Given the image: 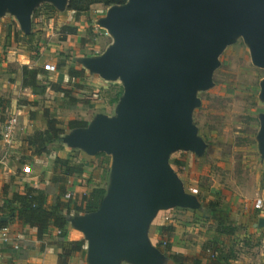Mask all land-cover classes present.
Instances as JSON below:
<instances>
[{"label": "water", "instance_id": "95a60500", "mask_svg": "<svg viewBox=\"0 0 264 264\" xmlns=\"http://www.w3.org/2000/svg\"><path fill=\"white\" fill-rule=\"evenodd\" d=\"M69 1L0 0V16L10 9L28 34L38 5L49 2L64 12ZM97 25L112 43L78 61L89 74L120 79L123 94L113 115L97 113L58 142L90 156L111 154V181L99 208L70 215L69 224L84 233L87 264H167L150 235L159 213L205 210L186 190L171 156L180 149L204 153L192 120L197 91L213 85L219 55L234 36L244 37L254 63L264 67V0H127L110 6ZM261 123L264 159V115Z\"/></svg>", "mask_w": 264, "mask_h": 264}, {"label": "rangeland", "instance_id": "374dc122", "mask_svg": "<svg viewBox=\"0 0 264 264\" xmlns=\"http://www.w3.org/2000/svg\"><path fill=\"white\" fill-rule=\"evenodd\" d=\"M109 9L110 6L97 4L83 14L69 10L61 13L51 3L42 2L32 14L28 34L21 29L18 17L10 9H6L0 16V91L10 95L9 97L17 96L19 100L20 97H28L19 89L17 77L24 64L36 66L37 60L41 58L44 70L49 71L47 67L50 64L56 66V71L51 72L52 77L71 67L84 69L78 58L99 55L113 41L106 30L97 25L100 18L107 16ZM74 22L83 23H79L78 29L87 34L84 47L82 30L76 35L63 32L65 25L70 26ZM32 33L34 40L31 45L25 36ZM218 60L219 64L212 77L213 85L197 91L199 105L192 113L198 135L206 143L204 153L197 155L180 149L172 154L171 161H182L177 168L180 178L186 190L196 195L204 206L211 200L219 201L224 206L230 204L231 200L240 199L243 203L250 200L256 207L258 199L264 202V159L259 143L261 118L264 115V100L261 98L264 67L254 63L251 46L240 35L233 37ZM85 72L86 76L76 79L77 84L70 87L82 100L77 112L70 115L89 122L97 113L113 115L123 94L121 80L109 81L98 74ZM53 96H49V101H52ZM11 103L13 104V100L10 99V106ZM40 107L43 106H37L38 109ZM69 117L60 115L65 133L70 131L66 124ZM103 157L107 162L100 165ZM112 159V155L106 152L92 157L89 178L86 179L91 182L89 188L99 185L107 190L111 181ZM192 189H197L198 192L193 193ZM212 193L219 197L209 198ZM65 198L72 202V198ZM177 209L184 211V208H173L171 216L180 211ZM163 221L167 220L164 218ZM205 222L208 224L207 231L214 229L215 222ZM151 232L153 235V231ZM163 240L166 241L164 238ZM229 241L232 243L237 239ZM237 251L240 253L239 249Z\"/></svg>", "mask_w": 264, "mask_h": 264}, {"label": "crops", "instance_id": "0c3cea01", "mask_svg": "<svg viewBox=\"0 0 264 264\" xmlns=\"http://www.w3.org/2000/svg\"><path fill=\"white\" fill-rule=\"evenodd\" d=\"M77 23L74 22L73 25H70L77 28L76 34L82 30L78 29L80 26L79 23L82 22ZM82 34L83 37L87 35L83 30ZM42 61V58L37 60L38 65L32 67H42ZM27 62L29 61L27 60ZM24 65H28V63ZM69 69L63 72L59 71L53 77L51 71H46L45 69L47 80L53 83L58 82L68 88L73 87L76 79L69 76ZM16 82L19 84L21 92L26 94L29 100L37 101L38 105L41 104L43 107H40L41 109L37 108V118L30 120L27 111L18 105L19 98L17 96L9 97L10 95L8 96L6 93L0 91L1 96L7 100L9 99V113L7 118L13 115H19L18 131L15 133V136L11 140L4 139L2 135L0 138V205L3 206L4 201L11 199L14 194H26L29 188L45 192L48 205H53L59 196V188L52 180L56 174L55 157L59 156L62 158L86 161V153L79 149L73 150L60 142H56L49 148V153L41 156L33 155V149L28 145L26 137L32 135L37 130H45L46 122L51 118L57 119L60 122V127L64 129L65 126L63 127L64 123L63 121L61 122L60 115L70 116L66 124L70 120H81L82 118L78 119V117L70 115L74 114V111L77 112L79 105L75 109L64 108L65 98L60 92L49 91L43 96H38L33 93L32 89H23L21 86V72H19ZM54 94L55 97L53 96ZM72 95L78 99L81 98L77 94L73 93ZM49 96L51 98L53 96L52 101H49L51 100L48 99L50 98ZM10 99L13 100L11 106ZM82 120L89 122L87 119ZM91 163V161L86 163V172L81 178H74L70 181L68 192L74 193L70 204L71 208L74 207L79 194H88L91 192L89 188L91 182L86 181L89 178V165ZM65 197L66 195L62 199L65 202H70ZM218 197L216 193L209 195V198ZM243 202V200L234 199L231 200L230 204L222 205L231 213L233 220L238 225H241L235 233V236H232V238L237 239V241L232 242V244H236H234L236 250L235 264H264V225L260 227L259 222H254L253 219L250 222L238 219L239 216H243L244 219L254 218L255 216L264 218V213L255 207L250 200H247V203ZM177 210L180 211H177V214H172V216L170 214L167 221L158 220L157 223L152 224L150 230L153 231V238L158 241H165L163 238L166 239L165 242L168 244L170 248L169 253L171 254H183L200 258L202 264H209L211 261V252L205 249V247L209 244L217 247L219 243H216V241L228 242L227 237L219 232L216 225L213 226L214 229H209L208 227L209 231H207L206 227L208 224L205 221H211L203 218L200 211L190 209H183L184 211L182 209ZM75 214L79 213L75 212L72 215ZM3 216L9 217V220H1ZM0 220L5 223L4 226L0 225V264H59L61 242L58 239V231L54 227L46 230L41 239L35 229L17 219H13L12 216L0 213ZM164 226L168 229H165ZM68 239L69 241L84 240V233L69 224ZM86 248L81 253H75L70 258L68 264H87ZM238 249L240 253H238ZM122 264L130 263L124 262ZM167 264L175 263L169 259Z\"/></svg>", "mask_w": 264, "mask_h": 264}, {"label": "trees", "instance_id": "16d2710c", "mask_svg": "<svg viewBox=\"0 0 264 264\" xmlns=\"http://www.w3.org/2000/svg\"><path fill=\"white\" fill-rule=\"evenodd\" d=\"M126 2L127 0H70L67 9L76 14H81L91 10L92 6L97 4L112 6L123 5ZM48 7L54 9L51 5H48ZM36 14H38V10L36 11ZM63 32H66L68 35H75L77 33V28L65 25L63 27ZM25 38L28 43L32 45L34 33L26 35ZM84 43H87L85 37L82 41L83 47L85 46ZM68 74L73 79L84 78L86 76L84 69H77L74 67L69 69ZM21 86L23 89H32L33 93L38 96H43L49 91L62 93L65 98L64 108L75 109L80 103H82L81 99L72 95V89L63 86L58 82L53 83L48 81L45 70L42 67L23 65L21 68ZM18 105L27 111L30 120H35L37 118V101L22 97L19 100ZM8 113L9 101L0 95V129L7 120ZM87 125L88 122L84 120L75 119L68 122L69 129L86 127ZM64 133L65 130L60 127V122L55 118H51L47 120L45 130H37L32 135H28L26 141L33 149V155L41 156L49 153V148L58 142L60 135ZM85 157H87L86 161H79L73 158H62L59 156L55 157L54 162L56 174L53 176L52 180L59 188V196L53 205H48L45 192L29 188L26 194H14L11 199L4 201V205L1 206L0 210V213L12 216L13 219H17L25 225L35 229L41 239L46 230L50 227H54L58 231V239L61 242L59 264H68L70 258L75 253L85 251L87 246L85 240L69 241V216L75 212L85 214L97 210L106 193L104 187L93 185L90 187V193H83L77 196L73 208H71V202H65L62 199L63 196L68 193L70 181L74 178H81L86 172V163L91 161L93 156L90 157V155L85 154ZM106 162L107 159L103 157L100 165ZM171 164L179 173L177 168L182 164V161L176 159L175 162L171 161ZM170 212L171 210L161 211L154 223L168 217ZM200 213L203 218L215 222L219 232L228 239V242L216 241V243H219L217 247L210 244L205 247V249H208L211 252V261L209 264H235V245L229 240L232 239V236H235V233L241 225H238L237 222L233 220L231 213L224 208L219 201H209L205 206V211H200ZM238 219L249 222L253 219L254 222H259L260 218L255 216L254 218L244 219L243 216H239ZM0 225L4 226L5 223L0 220ZM164 228L168 229L165 226ZM150 235L153 243L161 249L163 247L165 254L175 264H202L200 258L169 253L170 248L168 247V244L164 245V241L154 239L151 231Z\"/></svg>", "mask_w": 264, "mask_h": 264}, {"label": "built area", "instance_id": "2783aa9c", "mask_svg": "<svg viewBox=\"0 0 264 264\" xmlns=\"http://www.w3.org/2000/svg\"><path fill=\"white\" fill-rule=\"evenodd\" d=\"M47 69L49 71H55L56 70V66L54 64L49 65L47 67ZM19 115H13L12 117L8 118L7 121H5V123L3 124L2 128H1V132L0 134L2 135V137L4 139L7 140H11L14 136L15 133L18 131V125H19ZM193 193H197L198 190L197 189H192ZM73 196V192H68L66 194L67 198H72ZM256 207L262 212L264 213V202L262 199H258L256 201ZM0 210H1V205H0ZM169 219V217H166V220ZM167 243L164 242V245H166Z\"/></svg>", "mask_w": 264, "mask_h": 264}]
</instances>
